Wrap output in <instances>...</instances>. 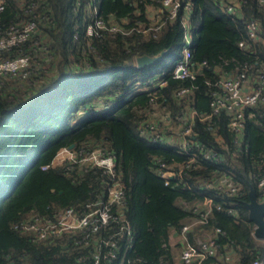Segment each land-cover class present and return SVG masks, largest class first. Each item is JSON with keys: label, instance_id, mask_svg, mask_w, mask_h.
Instances as JSON below:
<instances>
[{"label": "trees", "instance_id": "trees-1", "mask_svg": "<svg viewBox=\"0 0 264 264\" xmlns=\"http://www.w3.org/2000/svg\"><path fill=\"white\" fill-rule=\"evenodd\" d=\"M32 1L36 7H30ZM180 1L190 6L188 13L182 10L171 20L165 11L152 21L149 9L160 5L155 0H99L98 15L107 26L130 31L111 35L101 30L97 37L86 33L89 0H5L0 33L33 19L38 29L18 49L1 53L13 57L18 50L31 51L35 71L27 79L0 75V264H76L93 247H75L72 235L32 243L12 227L34 214L48 217L99 197L105 201L107 181L100 170L53 163L70 145L71 150L109 149L125 188L122 213L132 239L123 237L117 259L102 264H176L170 231L179 232L198 219L181 202H200V182L222 174L230 175L240 191L229 195L214 185L201 189L213 207L207 222L188 233L189 240L218 228L216 253L202 264H252L256 259L264 264V241L253 237L245 207L250 186L264 199L257 186L264 176L262 104L244 109V125L236 136L228 133L230 115L225 111L195 119L196 140L219 158L200 159L201 165L185 175L196 190L174 180L166 185L160 177L163 168L175 170L186 159L171 128L177 117L192 109L210 114L211 92L220 89L223 76L264 73V0H235L231 14L226 12L229 0ZM182 16L190 26L193 78L177 79L172 70L182 53ZM251 23L256 25L255 38L250 37ZM154 26H159L155 32H143ZM37 46L45 47L46 55ZM164 50L168 52L154 65L135 66L137 57H154ZM159 80L165 83L158 86ZM180 88L192 90L179 98ZM151 96L157 97L154 102ZM156 113L169 118L164 143L139 132L141 122ZM110 228L100 235L108 238L118 230L116 224Z\"/></svg>", "mask_w": 264, "mask_h": 264}, {"label": "built area", "instance_id": "built-area-1", "mask_svg": "<svg viewBox=\"0 0 264 264\" xmlns=\"http://www.w3.org/2000/svg\"><path fill=\"white\" fill-rule=\"evenodd\" d=\"M98 1L89 0L87 3V11L90 17V23L86 27V33L90 36H99V31H107L109 34L116 33L127 34L130 30L120 27L119 25H109L98 15ZM159 3L154 11V15L148 14V18L152 21H158L166 11L168 19H174L180 15L182 10L189 12L190 6H183L180 0H155ZM5 0H0V11L3 10ZM36 2L32 1L30 7H36ZM226 12L231 14L234 12V6L229 5ZM151 16V17H149ZM37 20H28L18 26H11L7 30L0 33V75L4 77H19L27 79L32 72L35 71L33 55L31 51L16 52L13 57H3L1 53H8L14 48L24 45L31 37L37 33ZM183 25V47L181 56L174 62L172 76L177 79L193 78V74L189 69L192 46L190 34V26L187 18L182 16ZM159 26L144 29L143 32H155ZM250 37L255 38L256 25L251 23L249 26ZM37 43H35L36 45ZM243 46V43H239ZM37 50L46 55L45 47L37 46ZM18 53V54H17ZM205 64V63H203ZM163 72H161V75ZM165 82L159 80L157 85L161 86ZM219 90L211 92L210 114L206 116L198 115L195 110H190L184 116H178V124L172 126L175 128L176 145L178 151L186 156L175 170L170 167L163 168L161 163L160 177L164 179L166 185L170 180L176 183L183 182L192 191L191 184L186 180L185 175L199 167L200 159L218 161L217 154L202 143L196 140L193 135V124L195 119L200 121L209 119L218 114L220 111L229 113L228 133L234 136L239 135L244 125V109L253 108L257 104H262L264 109V73L257 72L249 77L245 72H239L234 76H223L219 83ZM191 88H180L176 95L184 98ZM157 97L151 96L154 102ZM156 113L150 119H144L141 122L139 132L142 136L149 138L153 142L164 143L169 128V118L162 114L158 117ZM162 116V117H161ZM248 116H251L249 114ZM67 156L62 160L68 162L67 169H71L73 165L83 166L85 168L100 170V176L106 179L107 188L105 201L99 197L96 202L86 204L82 208L67 207L54 211L51 216L43 217L37 214L31 215L29 218L21 220L13 224V229L19 233L27 235L32 243H41L50 238H61L64 235H72L73 245L78 248H88L93 246L87 255H80L76 259V264H102L110 263L117 259L118 250L120 248L119 241L126 237L128 241L132 239L130 225L123 215V205L125 199V188L118 172L114 154L106 147H97L91 151H84L83 148L71 150L62 149ZM61 152V151H60ZM59 152V153H60ZM58 153V154H59ZM62 154V152L60 153ZM44 169L47 166L43 167ZM217 186L224 193L229 195L238 194L240 185L233 180L228 174H222L215 178H209L200 182V189L196 190L198 195H203L200 202L190 206L187 202L182 201L181 204L193 214L198 215V219L183 225L179 231L182 243V249L178 255L176 264H202L203 261L215 255L217 250V235L221 230L216 228L206 233L203 238L196 237L191 242L188 233L198 224L207 222V217L212 210V198L203 194L204 189ZM257 186L259 190L264 191V176H262ZM202 189V190H201ZM261 200V198H258ZM230 212V211H229ZM112 224L118 226V230L109 234L108 238H103L100 232H110ZM264 241V240H263ZM258 259L252 264H261Z\"/></svg>", "mask_w": 264, "mask_h": 264}, {"label": "water", "instance_id": "water-1", "mask_svg": "<svg viewBox=\"0 0 264 264\" xmlns=\"http://www.w3.org/2000/svg\"><path fill=\"white\" fill-rule=\"evenodd\" d=\"M167 50L161 51L154 57L143 55L137 57L135 64L137 68H144L154 65L159 62L167 53ZM70 145L68 149H72ZM249 200L245 203L248 212V218L253 223L252 235L256 240H264V199L259 200L254 187L250 186L248 191Z\"/></svg>", "mask_w": 264, "mask_h": 264}, {"label": "crops", "instance_id": "crops-1", "mask_svg": "<svg viewBox=\"0 0 264 264\" xmlns=\"http://www.w3.org/2000/svg\"><path fill=\"white\" fill-rule=\"evenodd\" d=\"M175 239H177L176 244H178V245H176V247H178V248H173L170 245V241L171 240H175ZM168 243H169V245L171 247V251H172V254H173V258H174V261L176 263L177 258H178V255H179V253H180V251L182 249L181 237H180L179 232H175L174 230L170 231L169 242ZM176 250H178V251H176Z\"/></svg>", "mask_w": 264, "mask_h": 264}, {"label": "rangeland", "instance_id": "rangeland-1", "mask_svg": "<svg viewBox=\"0 0 264 264\" xmlns=\"http://www.w3.org/2000/svg\"><path fill=\"white\" fill-rule=\"evenodd\" d=\"M230 1V5H234L235 4V0H229ZM152 10H149V13L148 14H151V15H154L156 12H151ZM149 17H151V16H149ZM157 73V72H156ZM156 73H154V74H156ZM45 75H48L47 73H45ZM62 152V154H60ZM61 152L56 156V158L54 159V161H53V163L54 164H60L61 162H63L64 160H62L64 157H66L67 156V154H66V152L63 150H61ZM172 231V230H171ZM176 242H177V239H175V240H171L170 241V245H171V247H173V248H178V247H176V245H178V244H176ZM176 251H178V250H176Z\"/></svg>", "mask_w": 264, "mask_h": 264}, {"label": "clouds", "instance_id": "clouds-1", "mask_svg": "<svg viewBox=\"0 0 264 264\" xmlns=\"http://www.w3.org/2000/svg\"><path fill=\"white\" fill-rule=\"evenodd\" d=\"M135 66H136V64H135Z\"/></svg>", "mask_w": 264, "mask_h": 264}]
</instances>
